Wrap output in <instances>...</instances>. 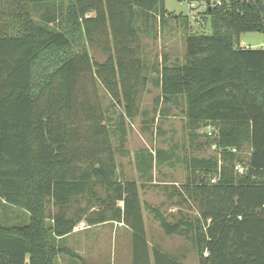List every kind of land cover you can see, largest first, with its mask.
I'll return each mask as SVG.
<instances>
[{"label": "trees", "instance_id": "1", "mask_svg": "<svg viewBox=\"0 0 264 264\" xmlns=\"http://www.w3.org/2000/svg\"><path fill=\"white\" fill-rule=\"evenodd\" d=\"M200 13L210 32L186 31L188 15L176 14L187 28L183 62L164 55L159 66L145 58L139 24L166 21L165 0H0V200L29 214L25 224L0 222V264L82 259L62 238L81 222L122 223L130 264H182L150 245L144 208L166 235L190 243L198 264H264V47L239 44L241 33L264 34V0H223ZM148 72L165 105L184 100L190 144L219 151L182 159L185 181L161 187L176 198L170 216L143 203L145 185L121 177L116 163ZM170 149L137 152L138 177L153 155L175 156Z\"/></svg>", "mask_w": 264, "mask_h": 264}, {"label": "rangeland", "instance_id": "2", "mask_svg": "<svg viewBox=\"0 0 264 264\" xmlns=\"http://www.w3.org/2000/svg\"><path fill=\"white\" fill-rule=\"evenodd\" d=\"M165 8L168 11L167 15H165L166 21L162 22L158 16H155L145 24L142 22L139 24L144 53L145 57L149 59V64H156V61L164 53L169 55L171 59H176L178 63L183 62L185 51V48H183V31L187 28H185L182 20L174 17L176 14L188 15L189 29L186 31L195 33L210 32L208 18L203 16V13H200L201 17L200 14L199 17H196L195 13L198 11V7H196L197 10L190 9L186 0H165ZM199 9L201 11L203 7L200 8L199 5ZM151 28H153L154 32L149 34L148 29ZM167 40H169L168 44L162 47V44ZM241 43L243 46L253 49L263 48L264 34L259 31L241 33L239 35V44ZM96 57L97 59L103 58L100 54H96ZM159 92L155 88L151 92H144L141 95V108L145 111L144 116L150 121L148 127H152L151 133L142 134V138L151 147H159L167 153L171 150L170 148L174 149L173 153L175 156L163 158V155L160 157L153 155L150 157L152 159V168L146 177H139L138 181L140 185H145L139 190L142 202L159 206L166 215L170 216L177 211V206L173 204L176 198H167L161 187L165 184L180 185L185 181L187 171L182 159L191 155L218 156L219 151L215 149L214 145L201 147L195 146V143L190 144L184 129L182 110H180L182 104L179 103L177 110H172L165 119L161 120L157 110L162 109L159 108L162 105L160 106L159 103L154 101V96ZM106 96L104 94L105 103L107 102ZM137 119H140V117ZM134 127H136V124H134ZM136 131H140L139 127H137ZM130 137L131 140L126 147L130 151H137V148L144 142L141 136H137L132 131H130ZM114 144H117V139ZM246 152L244 151V154ZM117 154L118 150H116V159L119 164H123V169H120L122 171L119 170L118 172L119 175L121 177L125 176L127 179H136L137 172L132 166L133 157L131 155L120 156L121 154ZM134 158L137 160L142 157L134 156ZM143 216L150 245H157L163 250L180 257L182 264H198L196 252L187 240L177 235H166L146 208L143 210ZM0 222L3 224H25L29 222V214L20 207L0 200ZM80 225L78 227H85L83 222ZM114 229V225L103 224L87 229L81 235L70 236L67 240L68 247L77 252L82 259L64 254L58 258L56 264H130L129 233L122 229ZM79 237L81 238L79 247L70 246L75 244L73 239Z\"/></svg>", "mask_w": 264, "mask_h": 264}, {"label": "crops", "instance_id": "3", "mask_svg": "<svg viewBox=\"0 0 264 264\" xmlns=\"http://www.w3.org/2000/svg\"><path fill=\"white\" fill-rule=\"evenodd\" d=\"M166 9V8H165ZM166 11H167V9H166ZM168 12V11H167ZM168 42H169V40H167L165 43H163L162 44V47H164V46H166L167 44H168ZM183 42H184V39H183ZM241 46H243V44L241 43L240 44ZM184 47L183 48H185V44L183 45ZM245 47V46H244ZM166 49H168L167 47H166ZM165 49V50H166ZM185 50V49H184ZM144 55H145V53H144ZM164 55L166 56V62L167 63H169V64H171V63H175L176 62V59H171V57L169 56V55H167L166 53H164V54H162L160 57H159V59H158V61H156V62H159L160 64L162 63V61L164 60ZM146 58V57H145ZM147 59V61L149 60L148 58H146ZM153 73H151V72H148V77H149V80H148V83H147V85H146V87H145V93L146 92H151L153 89H157V90H159L160 92L158 93V94H156L155 96H154V101H155V99L157 98V97H159L160 96V101H159V104H160V106L161 107H159V108H162L163 110H164V112H161V109H159V110H157V111H159V116H160V119L162 120V119H165V117H167L171 112H172V110H177V106H179V103L180 104H182V106L180 107V110H182V115H183V124L185 123V116H184V109H185V102H184V100L182 99V97H180L179 98V101H178V103H168L167 105H165L163 102H162V100H161V88H160V86L159 85H156V84H154L153 82H151V79H150V77H151V75H152ZM108 100V99H107ZM145 115V111H144V109L143 108H141V113L137 116V117H135L134 119H131V120H129V119H125V124H124V129H126V135H125V143H124V148H125V153L124 154H122V155H120V153L118 152V154L117 155H120V156H123V155H127V156H132L133 158H132V166H133V168L135 169V171L137 172V178L136 179H134V180H136L138 183H139V181H138V179H139V177H138V171H137V168H136V159L134 158V156H135V154L137 153V152H140L141 150H145V152L146 151H149V152H151L152 154H155V151L159 148V147H151V145L149 144V143H147V142H145L144 141V139L142 138V134H145V133H151V131H152V127H148L149 126V124L150 123H148V122H150L149 121V119H147V117H145L144 116ZM140 117V119H137V118H139ZM148 121V122H147ZM112 123H111V128H113V129H115V130H117V131H119L118 130V128H120L121 126H123L122 125V121H119L118 120V122L116 123L115 122V120H112L111 121ZM134 124H136V127H134ZM118 127V128H117ZM137 127H139V130L140 131H136V129H137ZM130 131H132L133 133H135L137 136L139 135V136H141V138H142V140H143V142H144V144H142V145H140L138 148H137V151H130L129 150V148H127L126 147V145L130 142ZM128 138V139H127ZM115 140H116V137L115 136H113L112 137V141L113 142H115ZM117 141H118V139H117ZM215 146V145H214ZM130 152H131V154H130ZM116 163H117V167H118V172H119V170L120 169H123V164L121 165V164H119L118 163V161H117V159H116ZM120 171H122V170H120ZM123 176V175H122ZM123 178H125V176H123ZM166 183V182H165ZM176 184V183H175ZM165 193V192H164ZM82 223V222H81ZM81 223H79L75 228H74V230L71 232V233H69V234H67V235H65L64 237H62L63 238V242H66L67 243V240L69 239V237L70 236H73V235H76V234H78V235H81L85 230H87V229H91V228H93V227H96V226H93V227H89V226H87V225H85V223H84V225H85V227H78ZM103 224H110V225H114V230H118V229H122V230H125V231H127L126 229H124L123 227H122V223H116V222H114V223H102V224H99V225H97V226H100V225H103ZM81 226V225H80ZM113 231V230H112ZM124 231V232H125ZM114 232V231H113ZM128 232V231H127ZM81 238L83 237V236H80ZM76 238V239H73L74 241H75V244H71L70 246H74V247H79V244L81 243V241H80V239L81 238ZM62 238H60V239H62ZM84 238V237H83ZM79 239V240H78ZM67 246H69L68 245V243H67Z\"/></svg>", "mask_w": 264, "mask_h": 264}, {"label": "built area", "instance_id": "4", "mask_svg": "<svg viewBox=\"0 0 264 264\" xmlns=\"http://www.w3.org/2000/svg\"><path fill=\"white\" fill-rule=\"evenodd\" d=\"M188 2V5L190 7V9H196V7H198V11L195 13L196 17H199L198 13L200 12L199 10V5L200 8L203 7V9H205L206 7L209 6H215V5H221L223 3V0H186ZM228 1V0H227ZM201 9V10H203ZM197 10V9H196ZM208 134L211 135L213 133V128L212 127H208ZM233 151H236L235 148L232 149ZM238 171L242 172L243 171V166L238 165ZM211 182H215L216 181V176H212L210 179Z\"/></svg>", "mask_w": 264, "mask_h": 264}]
</instances>
